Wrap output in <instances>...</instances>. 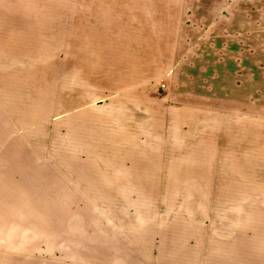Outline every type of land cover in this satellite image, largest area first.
<instances>
[{
	"label": "crops",
	"instance_id": "1",
	"mask_svg": "<svg viewBox=\"0 0 264 264\" xmlns=\"http://www.w3.org/2000/svg\"><path fill=\"white\" fill-rule=\"evenodd\" d=\"M176 2L182 29L162 54L129 58L112 74L100 49L71 53L70 93L84 101L56 110L70 116L74 138L81 133L88 141L82 163L71 158V177L88 197L100 198L105 218L151 264H264V183L211 175L223 170L218 141L234 139V91L264 98V0ZM136 3L70 0L53 10L85 11L86 26H103L108 13L136 11ZM46 6L47 0H0V27L24 26L21 13ZM164 72L171 75L166 98L155 100L152 82ZM115 105L126 110L120 120L110 116ZM115 123L125 130L108 131ZM164 125L173 131H162ZM95 153L107 159L93 164ZM193 172L210 176L189 178Z\"/></svg>",
	"mask_w": 264,
	"mask_h": 264
},
{
	"label": "rangeland",
	"instance_id": "2",
	"mask_svg": "<svg viewBox=\"0 0 264 264\" xmlns=\"http://www.w3.org/2000/svg\"><path fill=\"white\" fill-rule=\"evenodd\" d=\"M176 1L137 0L136 11L111 12L103 26H86L85 11L53 10L54 3L66 9L70 0H47L46 11L21 13L24 26L0 27V264H151L105 218L100 198L94 201L73 181L71 158L80 165L88 141L81 133L74 138L70 116L56 109L84 101L70 93L71 53L100 49L112 74L134 61L129 58L162 54L167 39L182 29ZM156 6L159 11L151 10ZM170 80L167 72L153 79L155 100L166 98ZM257 96L234 91V139L218 141L216 161L223 159V170L213 178L264 183V98ZM109 110L118 120L126 112L120 105ZM115 124L108 131L125 130ZM167 127L173 131L172 125L162 131ZM89 158L93 164L107 159L98 153ZM209 176L193 172L189 178Z\"/></svg>",
	"mask_w": 264,
	"mask_h": 264
},
{
	"label": "built area",
	"instance_id": "3",
	"mask_svg": "<svg viewBox=\"0 0 264 264\" xmlns=\"http://www.w3.org/2000/svg\"><path fill=\"white\" fill-rule=\"evenodd\" d=\"M160 86L164 89L166 88V83L162 82Z\"/></svg>",
	"mask_w": 264,
	"mask_h": 264
}]
</instances>
